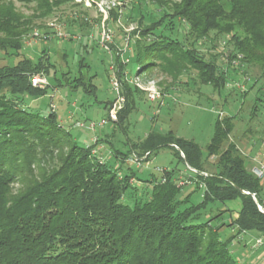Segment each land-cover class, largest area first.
<instances>
[{
  "label": "trees",
  "instance_id": "1",
  "mask_svg": "<svg viewBox=\"0 0 264 264\" xmlns=\"http://www.w3.org/2000/svg\"><path fill=\"white\" fill-rule=\"evenodd\" d=\"M13 1L0 0V52L13 57L0 67V264H240L230 248L233 239L223 240L221 231L237 227L239 236L251 232L264 238V180L253 175L251 157L232 141L237 117L219 115L206 153L172 132H151L136 145L129 142L127 152L113 151L123 162L131 154L142 158L172 148L197 171L188 175L206 185L201 203L191 200L201 191L199 184L185 191L176 170L165 173V183L162 177L150 182L123 165L112 167L105 158L102 162L101 151L92 153L101 138L81 146L60 124L57 111L43 115L26 101L47 95L51 85L42 91L32 86L31 78L49 75L54 68L45 49L37 62L22 53L33 22L74 6L75 0H15L36 12L30 18ZM123 7L129 13L124 17L137 22L130 32L132 55L140 63L152 60L138 74L159 67L178 82L182 72L192 70L220 93L229 85L230 70L251 79L250 70L258 69L256 80L264 87V0H129ZM123 11H110L107 21L115 25ZM184 26L185 40L180 41ZM233 30L242 35L224 41V53L207 61L199 55L197 45L210 40L214 48ZM115 58L126 105L114 125L126 131L124 124L144 92L126 80L127 65L118 52ZM82 78H76L77 84ZM249 88L241 93L243 99L254 86ZM263 142L260 137L256 144L263 147ZM122 171L127 174L121 176ZM135 178L138 186L131 183ZM17 183L22 187L15 194ZM142 183L149 185L146 199ZM235 201H240L238 218L228 223L234 213L228 204ZM203 218L207 220L200 222Z\"/></svg>",
  "mask_w": 264,
  "mask_h": 264
},
{
  "label": "rangeland",
  "instance_id": "2",
  "mask_svg": "<svg viewBox=\"0 0 264 264\" xmlns=\"http://www.w3.org/2000/svg\"><path fill=\"white\" fill-rule=\"evenodd\" d=\"M174 1L180 3V0ZM13 2L17 10L25 17L30 18L35 15V11L27 9L20 2L15 0ZM128 3L129 0H89V2L88 0H75V5L79 6H65L50 17L34 20L33 30H39L41 34L49 32L52 37L49 41H44L43 37L32 41L28 39L25 41L27 46L22 53L37 62L42 50L45 49L47 54L50 55L51 64L54 68L50 69L49 75H46L51 85L47 95L26 99L29 106L33 110L47 115L54 105L57 109L60 124L70 131L71 136L79 145L94 144L95 137L101 138L102 140H99L100 144L98 146L102 147V151L108 157H110L108 152L114 150L120 152L130 150V144L136 145L151 132L162 134L172 132L178 138L195 142L206 153L207 147L214 137L219 115L236 116V129L232 135V141L239 145L245 155L251 157L253 165L263 160L264 148L260 144H256L260 137L264 140V87L256 80L260 74L259 70H250L252 77L248 81H245L242 73L235 74L233 70H230L229 85L220 93L211 85L203 84L198 79L197 72L192 70L182 72L178 82L173 81V77L167 75L159 67L142 70L138 74L140 66L151 63L152 60L147 58L140 63L138 57L132 55L131 48L126 47L130 39V32L137 27L136 20H127L124 17L129 13L122 10L124 8L123 4ZM223 4L225 10L230 11V4L226 2H223ZM101 7L107 12L108 20L110 11L114 10L123 11L122 18L115 25L107 20L105 21L106 15L102 12ZM157 18L160 19L161 15L157 14ZM52 22L61 26L62 36L55 37L53 35L52 30L49 28ZM103 25L112 30L110 51L102 47L100 42ZM183 28L186 29L185 26L181 27V33H178L179 36L177 37L180 41L185 40ZM162 31L164 35L171 34L169 31ZM234 35L241 36L242 34L240 30H233L225 36V40H220L214 48L208 40L201 45H197L196 49L199 51V55L207 61L217 53H224L228 49V44L224 41L233 39ZM117 52L120 54L121 61L126 63V70L130 78L140 77V86L145 88L153 85V83L156 84L165 97L161 101L153 102L144 92V94L137 96L136 107L130 114L128 122L124 124V127H127L125 128L126 131L111 123L103 130L94 133L86 127L77 126L76 123L89 125L91 122L99 123L103 119H107L106 104L116 98L111 84L113 74L111 68L115 67L117 71L115 58ZM12 59L13 57L9 58V56L0 52V67L11 63ZM219 64L223 65L221 61H219ZM237 64H240L239 61H237ZM237 64L236 66H238ZM224 66L226 65L224 64ZM81 76H84L82 78V82H85L84 87L81 86L82 82L77 84L75 81L76 78ZM57 80L62 81V86L58 85ZM91 85L95 87L94 92H92V87L89 92ZM70 86L75 87L77 90ZM250 86H254V89L250 91L246 99H243L241 93L248 91ZM169 91L173 93H168ZM13 98L20 102V97ZM256 108H259L258 112ZM254 114H256V117H254ZM108 162L112 167L117 166L114 156H111ZM215 162L216 158L211 159V163ZM143 167L144 173H140L138 169L133 167L137 177L142 181L151 182L154 178L160 180L162 175L158 172V169L176 170L179 174L177 179L181 182L184 181L181 178L190 173L189 167L180 161L175 151L169 147L154 152L149 162L144 163ZM126 172L122 171L120 173L125 175ZM141 185L143 188L141 193L144 195L143 198L146 199V192L144 191L149 190V185L146 183ZM134 186H138V184L136 183ZM21 187L18 183L13 185V193L17 194ZM186 190L189 191V189ZM191 200L195 204L201 203L202 190L193 194ZM228 207L230 209L240 208V201L229 203ZM206 220V218H203L200 222ZM230 236L231 231L229 229L221 232V238L225 241ZM232 246L236 245L231 243V251L235 252V258L241 260L243 264H249L251 260L257 259L264 250L262 249V251L251 255V259H245L244 251L246 249L241 246V250L239 247L235 251ZM250 247L245 253H251Z\"/></svg>",
  "mask_w": 264,
  "mask_h": 264
},
{
  "label": "built area",
  "instance_id": "3",
  "mask_svg": "<svg viewBox=\"0 0 264 264\" xmlns=\"http://www.w3.org/2000/svg\"><path fill=\"white\" fill-rule=\"evenodd\" d=\"M89 2V0H88ZM102 8V7H101ZM102 12L105 13V21L108 20V14L106 11L103 10L102 8ZM49 28L52 30L53 35L56 36H62V32L61 30V26L58 25L55 22L50 23ZM48 28V29H49ZM43 35V36H42ZM40 37H43L44 41H49L52 37V34L46 33V34H41V32L39 30H34L28 37V39H30V41L32 40H36ZM27 39V40H28ZM112 41V30L111 28H109L108 26L103 25V29H102V33L100 35V42L102 47H104L107 51L109 50V45L111 44ZM26 44V43H25ZM27 46V45H26ZM129 46V42L127 44L126 47ZM130 47V46H129ZM125 48V47H124ZM241 58V56H240ZM126 64V63H125ZM112 70V77H111V84H112V88L114 90V93L116 95V98L114 99V101L112 102V105L109 107L108 109V116L107 119H103L102 121H100L99 123H95V122H91L89 125H85L84 123H79L77 122L76 125L79 127H86L88 130L96 133L98 130L101 131L103 130L105 127H107L109 124H115L118 122V118H119V113L122 109H124L125 105H126V98L123 94V90H122V85H121V81L117 75V71L115 70V67L111 68ZM140 77H136L134 79L130 78L129 75L126 76V80L131 83L134 84L136 87H139L140 90H142L143 92H145L147 94V97L155 102V101H161L165 95H163V93L157 88L156 84L153 83V85L149 86V87H141V81H140ZM245 81H248L249 78L244 77ZM31 84L34 88L37 89H46L50 86V83L47 79V76L44 74H37L34 75L31 78ZM241 88L244 89L243 86H241ZM162 106V103L160 104ZM52 111L55 112L57 109L56 107L53 105L51 107ZM222 116V114H221ZM97 138H94V144L97 143ZM263 148H264V142H263ZM92 153L95 156H98L100 153V148L96 147L93 148ZM151 154L148 153L146 154V156L144 157H139L136 154H131L128 158H126L123 162L122 165L124 168H126L127 170H133V167H135L136 169H138L139 171H142L144 169L143 165L144 163H148L150 158H151ZM182 157L184 158V155L182 154ZM216 158L215 156H213L211 159ZM101 161L104 162V159L101 158ZM190 173H192L193 175L197 174V171L194 169L189 168ZM169 171L167 169H158V172L161 173L162 175V182L165 183V178H163V176L165 175V173ZM252 173L255 177H257L260 180H264V159L259 161V163L255 164L252 166ZM121 175V173H120ZM202 175L207 178L209 176V174L207 173H202ZM123 176V175H121ZM133 185L136 184V180L132 179L131 182ZM179 186L183 187L184 190L189 189V190H193L196 186V184L200 186V189L202 190L203 193H205L207 191V187L204 183L199 182L198 179L190 177V178H186L184 181H178ZM260 210L262 211L263 209L260 207ZM257 246H261L263 245V240H258L256 242Z\"/></svg>",
  "mask_w": 264,
  "mask_h": 264
},
{
  "label": "crops",
  "instance_id": "4",
  "mask_svg": "<svg viewBox=\"0 0 264 264\" xmlns=\"http://www.w3.org/2000/svg\"><path fill=\"white\" fill-rule=\"evenodd\" d=\"M168 93H173V92H168ZM100 151H101V157L102 158H105L106 160H108L111 156H114L113 155V151L112 152H108L109 153V156H106L107 154H105L103 151H102V147H100ZM127 152V151H125ZM116 159V157H115ZM116 165L117 166H120L122 165V161H120V159H116ZM169 170V169H168ZM145 171L142 170L140 171V173H144ZM182 175V174H181ZM191 176L187 174L184 175V177L181 178L182 179H186V178H190ZM192 190V189H191ZM189 190V192L191 191ZM234 211L233 215L230 217V219L226 220V222L228 223H231L232 221L236 220L238 218V210L239 208H236V209H232ZM227 218V217H226ZM225 229H229L231 231V236L229 237V239H233L232 240V243L235 244L236 246H232L234 247L233 249L236 251L239 249L240 247V250H241V246H243L246 250H248V248L250 247L251 248V253L249 254L248 252H246V250L244 251V258L245 259H251V255L255 254L256 252H259V251H262V249H264V238L261 237L260 235L256 234V233H242L241 236H239V230L237 227H225L222 231H224ZM221 231V232H222ZM250 238V239H249ZM247 239H249L247 241ZM258 240H263V245L261 246H257L256 242ZM255 245V246H254ZM238 248V249H237ZM233 253V252H232ZM237 253V252H236ZM233 255H235V252L233 253ZM240 262V264H243V262H241V260H238ZM249 264H264V250L263 252L261 253V255L257 258V259H253L249 262Z\"/></svg>",
  "mask_w": 264,
  "mask_h": 264
},
{
  "label": "water",
  "instance_id": "5",
  "mask_svg": "<svg viewBox=\"0 0 264 264\" xmlns=\"http://www.w3.org/2000/svg\"><path fill=\"white\" fill-rule=\"evenodd\" d=\"M142 72V70L139 71V74ZM245 193V192H244ZM246 194H249V193H246ZM257 201V200H256ZM262 212L264 213V210H262Z\"/></svg>",
  "mask_w": 264,
  "mask_h": 264
}]
</instances>
